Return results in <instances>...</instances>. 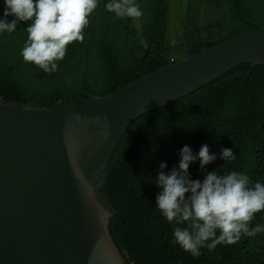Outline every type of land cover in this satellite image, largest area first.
Segmentation results:
<instances>
[{
  "label": "trees",
  "instance_id": "obj_1",
  "mask_svg": "<svg viewBox=\"0 0 264 264\" xmlns=\"http://www.w3.org/2000/svg\"><path fill=\"white\" fill-rule=\"evenodd\" d=\"M99 6L84 29V41L73 42L57 61L65 77L68 102L80 106L92 98L111 96L138 79L229 41L264 28V0H187L185 37L179 45L167 42L170 0H136L143 15L138 20L116 19ZM210 6L212 20L201 24L198 12ZM236 8L244 19L236 14ZM0 0V18H5ZM210 15V16H211ZM8 22L14 16L5 18ZM28 22L14 32L0 33V100L47 111L60 102L61 83L20 55ZM179 53V57H177ZM203 144L217 159L206 171H240L250 183H264V65L242 64L211 84L134 119L112 158L101 172L95 196L112 213L109 229L127 264H264V232L242 237L233 245L203 247L193 257L174 242L173 229L157 206L162 189L155 183L159 164L166 173L178 167L185 146L197 154ZM231 148L235 160L220 158ZM190 178H204L200 161L189 166ZM264 225V211L252 222ZM186 225H181L184 227ZM208 243H211L209 241Z\"/></svg>",
  "mask_w": 264,
  "mask_h": 264
},
{
  "label": "water",
  "instance_id": "obj_2",
  "mask_svg": "<svg viewBox=\"0 0 264 264\" xmlns=\"http://www.w3.org/2000/svg\"><path fill=\"white\" fill-rule=\"evenodd\" d=\"M237 15L244 19L237 10ZM264 65V28L148 74L115 94L47 111L0 100V264H127L95 187L138 116L232 69Z\"/></svg>",
  "mask_w": 264,
  "mask_h": 264
},
{
  "label": "clouds",
  "instance_id": "obj_3",
  "mask_svg": "<svg viewBox=\"0 0 264 264\" xmlns=\"http://www.w3.org/2000/svg\"><path fill=\"white\" fill-rule=\"evenodd\" d=\"M4 4L3 16L15 19L0 18V33H12L18 22H28L20 55L25 62L49 72L65 58L70 44L84 41V29L99 0H4ZM105 8L121 20H138L143 15L136 0H109ZM179 155L178 167L166 173V163H160L155 178L162 189L155 205L168 222L177 225L173 229L176 244L198 257L205 246L233 245L242 237L264 232V225L252 224L256 214L264 211V183H250L249 176L240 171H206L204 166L217 159L207 144L195 155L185 145ZM220 158L235 160L236 155L231 148H222ZM196 160L205 171L202 181L190 178L189 166Z\"/></svg>",
  "mask_w": 264,
  "mask_h": 264
},
{
  "label": "rangeland",
  "instance_id": "obj_4",
  "mask_svg": "<svg viewBox=\"0 0 264 264\" xmlns=\"http://www.w3.org/2000/svg\"><path fill=\"white\" fill-rule=\"evenodd\" d=\"M187 0H170L167 17V42L171 45H179L185 37V22L187 17ZM210 6H204L200 16L201 24L208 25L212 20ZM211 15V16H210ZM209 16V17H208ZM179 57V53H177Z\"/></svg>",
  "mask_w": 264,
  "mask_h": 264
},
{
  "label": "flooded vegetation",
  "instance_id": "obj_5",
  "mask_svg": "<svg viewBox=\"0 0 264 264\" xmlns=\"http://www.w3.org/2000/svg\"><path fill=\"white\" fill-rule=\"evenodd\" d=\"M259 27L263 28L260 24L256 25L257 30L259 29Z\"/></svg>",
  "mask_w": 264,
  "mask_h": 264
},
{
  "label": "crops",
  "instance_id": "obj_6",
  "mask_svg": "<svg viewBox=\"0 0 264 264\" xmlns=\"http://www.w3.org/2000/svg\"><path fill=\"white\" fill-rule=\"evenodd\" d=\"M237 1H238V0H237ZM237 10H238V9L236 8V14H237ZM238 11H239V10H238ZM237 16H238V15H237ZM208 17H209V16H208Z\"/></svg>",
  "mask_w": 264,
  "mask_h": 264
}]
</instances>
